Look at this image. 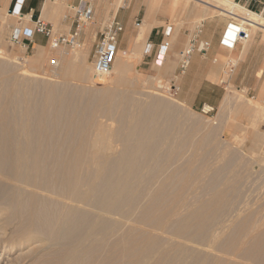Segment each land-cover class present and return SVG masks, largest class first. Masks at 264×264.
I'll return each mask as SVG.
<instances>
[{
    "label": "bare ground",
    "instance_id": "6f19581e",
    "mask_svg": "<svg viewBox=\"0 0 264 264\" xmlns=\"http://www.w3.org/2000/svg\"><path fill=\"white\" fill-rule=\"evenodd\" d=\"M168 2L174 9L194 2L233 19L237 23L227 24L228 35L233 29L264 33L262 16L232 0ZM54 4L47 2L52 16ZM139 27L136 44L146 41L154 26L144 22ZM145 47L123 57L118 51L104 74L106 82L124 90L72 87L71 80L87 75L80 54L67 59L68 67L58 76L61 84L27 70L18 72L20 82L0 61V264L25 259L29 264H264V237L249 236L247 219L225 225L229 232L220 240L223 224L221 231L215 226L232 203L235 184L218 189L217 171L204 165L202 156H187L185 145L177 142L184 133L178 139L173 134L179 123L175 109L147 97L159 94L161 85L143 92L145 101L131 94L134 80L124 75L132 76L133 60L146 53ZM39 48L30 61L35 68L42 59ZM165 55L155 58L157 66ZM7 57L0 53V60ZM256 106L257 113L263 111ZM209 173L207 194V187L200 186L208 197H197L196 181ZM188 196L195 197L193 204Z\"/></svg>",
    "mask_w": 264,
    "mask_h": 264
},
{
    "label": "rangeland",
    "instance_id": "374dc122",
    "mask_svg": "<svg viewBox=\"0 0 264 264\" xmlns=\"http://www.w3.org/2000/svg\"><path fill=\"white\" fill-rule=\"evenodd\" d=\"M86 1L90 2L94 8L95 23L86 27V36L83 40L82 47L70 49L66 46H59L57 49H52L49 44H46L44 39L42 46L39 48V57L41 56L42 59L39 58V68H35L31 66L30 61L38 55L37 46L32 43L29 44L25 40L22 43L11 41L14 29L18 28L20 31L24 28L33 29V22L30 19L21 20L25 16H21L20 14L12 16L10 14L12 9L8 10V1L0 0V53L8 56L7 60H0L2 64H5L6 67L9 65L7 68L13 75L17 76L20 82H22V77L18 76V74L21 70H27L34 73H44L45 76L53 78L55 84H57L61 80L59 78L62 77L61 73L68 67L67 59L72 57L74 53L80 54L84 55L85 61L83 62L87 75L85 74L84 79L81 81L71 80L69 84L72 87H80L84 90L86 89V91H110L114 90L117 86L115 90H124L125 88L122 86L106 82L109 77L108 74L97 79L94 77L91 69L92 46L96 33L101 28L103 22L115 18L116 21L122 24L123 32L118 40V50L120 51L119 55L121 57H123V53L127 56L131 53H141L144 45L151 43L152 35H148L145 39L146 41L135 43L134 39L140 31V27L137 25L142 26L144 22L152 23L153 28H155L154 31L160 30L159 36L161 41L162 30L170 28L169 37L164 38L166 40L164 42H168L169 47L162 64L159 66L155 64L154 51L150 55L145 53L140 58L133 60L132 71L129 74L132 76L124 75L126 80H131V82L134 80L130 87L131 94L134 98L145 101L146 96L142 95L144 94L143 92H155V87L161 85L162 88L158 90L159 94H152L153 96L148 94L147 97L162 100L175 109L179 123L175 127V132L173 133L172 131V133L176 134V139L182 136L177 142L185 145L187 156L194 154H197L198 157L202 156L203 161H206L203 164L209 165L212 170L214 169L213 171H217L214 174V179L216 186H218V183L221 186L220 188L218 186V189L228 188L226 186L227 183L229 184V188L235 184L236 192L231 194L230 197L233 199L229 201V203H232L227 205L223 216L221 215L225 219L220 217L222 221L219 219L218 229L215 226L218 231H221L222 228L224 229V232H220V236H223L222 238L220 237V240L228 234L225 232H229L224 226L228 225V223L236 222V218L238 220L244 218L248 220V233L250 237H264V74L262 75L261 72L257 73L256 76L258 79L255 80L252 73L246 71L248 69L247 65L243 66V71H236L234 74L224 73L221 69L222 65H219L218 61L212 63V60L197 51L191 54L184 72L181 74L179 70V52L189 47L190 41L200 25L210 23L212 26L208 30V34L216 35L222 26L223 30H225V25L227 26L231 21H233V24L237 22L233 19L230 20L228 17L212 13L206 7L200 4H194V2H189L186 5L177 4L178 7L175 5L176 7L174 9V5L170 4V6L168 0H162L158 4H153L149 0H115V4L114 0ZM53 2L55 3L54 8L57 9L56 16L58 18L52 21L45 18L42 19L45 22L51 23L55 34L67 35L70 30V24L65 21V16L68 14L66 3L62 0H53ZM171 9H174V11H171ZM122 15L126 18L124 21L119 20ZM248 34V39L240 41L239 43V45L244 47V51H248L252 46L264 44V33L262 31L251 29ZM41 51L43 53L42 55ZM214 59L217 60V58ZM115 62L116 57L113 65ZM224 62L226 63L227 61L224 60ZM12 68L17 70V72H14ZM114 72L118 76H123L118 70ZM203 79L206 80L202 81ZM61 82L62 80L58 84H61ZM200 85L203 87H200ZM254 106L263 109V111L257 113ZM206 107H209L208 111ZM241 107L249 111L245 112L240 110ZM180 133H184L186 136L183 134L178 136ZM186 138L187 140L189 138V140H185ZM197 143L200 144L199 147ZM193 148L198 149L194 150ZM193 151L194 153L192 154ZM227 172L230 177H228ZM207 175L202 174L201 178L199 177L197 180L198 182L196 181L195 187L198 186L197 197H208L206 195V189L208 190L206 184L211 180V173ZM220 175L222 177L227 176V178H223L224 181H222V179L220 180L222 178ZM227 179L228 182H226ZM231 179L234 182L232 184ZM219 181L222 182L220 183ZM203 185L207 187L205 188L206 194L204 192L200 193L204 191V188L201 189L200 187H205ZM199 187L200 189L198 190ZM188 197V201H191L190 203L193 204L195 197ZM226 210L227 214H231V212L232 214L229 216L227 214L224 215ZM228 210H230V213H228ZM235 215L239 216L235 217ZM228 220L231 222H228ZM221 225L223 226L222 228ZM2 251L3 249L0 248V258ZM16 255L12 256V258ZM5 262L3 260L2 264ZM29 263V260L25 259L13 264Z\"/></svg>",
    "mask_w": 264,
    "mask_h": 264
},
{
    "label": "built area",
    "instance_id": "2783aa9c",
    "mask_svg": "<svg viewBox=\"0 0 264 264\" xmlns=\"http://www.w3.org/2000/svg\"><path fill=\"white\" fill-rule=\"evenodd\" d=\"M66 3L67 16H65V21L70 24V30L67 35H57L53 32L50 25L45 22L36 19L33 20L32 17L29 19L33 22V29H22L21 31L13 32L11 36V41L16 43H22L24 40L29 44H33L32 34L42 36L46 44L50 45V48L57 49L59 46H66L70 49H78L83 45V40L86 36L85 29L95 23L94 21V8L90 2L86 0H80L77 4H72L68 0H62ZM13 15H19V12L12 10L10 13ZM139 26V25H137ZM228 25L225 33L221 39V46L226 48H232L237 42L244 41L248 38V34L239 29H233L232 34L228 35ZM197 32L190 41V45L187 49L179 52V70L182 74L187 67L191 54L194 51L205 53L209 49V44L204 41L199 40L201 34L202 25L197 28ZM123 32V26L115 18L110 21L103 22L101 28L98 30L95 36V40L92 46V59H91V69L94 77L99 79L104 74L109 72L111 69L114 59L116 57L118 50V40L119 36ZM170 35V28H166L162 31V41L157 46L154 47L151 43H147L145 47V52L150 55L155 52L156 62L159 58V53H166L169 47L168 42H164V38H168ZM98 38V39H96ZM24 46V44H22ZM234 70V64L231 61L225 63L224 73L232 74Z\"/></svg>",
    "mask_w": 264,
    "mask_h": 264
},
{
    "label": "crops",
    "instance_id": "0c3cea01",
    "mask_svg": "<svg viewBox=\"0 0 264 264\" xmlns=\"http://www.w3.org/2000/svg\"><path fill=\"white\" fill-rule=\"evenodd\" d=\"M48 1L53 2V0H8L7 4H8V10L12 9L19 12L21 16H29L32 17L34 20L39 19L45 22V20H43L42 18L45 19L48 18L49 20H51L52 17H56V14L55 16L54 15L52 16V11L51 12L49 11V8L47 6ZM68 1H70V3L72 4H77L80 0H68ZM232 1L249 12H253V13L255 12V14L262 16V18L264 19V0H232ZM53 7L54 6H52V8ZM46 13H48V15ZM124 19L126 18L123 15L120 16L119 18L120 21H124ZM45 23L51 26L50 22H45ZM231 23H233V21H231ZM211 26L212 25L210 23H205L204 25H202L201 34L199 36L200 40L207 42L209 44V49L202 54L203 56H206L208 59L212 60V63H216L218 61V64L222 65L221 66L222 71H225V62L223 63V61L226 60L233 62L234 64L233 74L236 71L237 72L243 71L244 65L248 66V69H246V71H250L255 80L258 79V77L256 76L257 73L261 72L262 75L264 74V44L252 46L248 51H244V47L242 45H239L240 43L239 41L232 48H226L224 46H221L220 44L222 36L226 31V28H224L225 30H223V26H222L216 35H209L208 30L210 29ZM154 30L155 28H152L150 30L149 36L152 35L153 37L151 44L154 47H157L161 43V38L159 36L160 30L158 31H154ZM31 38L35 46H42L44 42V38L42 36L32 34ZM214 58H217V60ZM205 80L206 79H203L202 81ZM263 82H264V78H263ZM200 87L203 86L200 85Z\"/></svg>",
    "mask_w": 264,
    "mask_h": 264
}]
</instances>
